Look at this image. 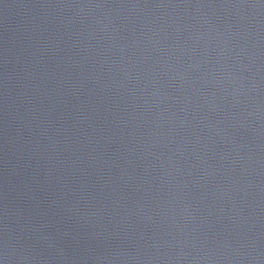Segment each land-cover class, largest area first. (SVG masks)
<instances>
[{"label":"water","instance_id":"1","mask_svg":"<svg viewBox=\"0 0 264 264\" xmlns=\"http://www.w3.org/2000/svg\"><path fill=\"white\" fill-rule=\"evenodd\" d=\"M0 264H264V0H0Z\"/></svg>","mask_w":264,"mask_h":264}]
</instances>
